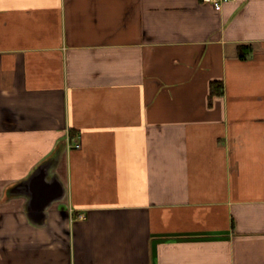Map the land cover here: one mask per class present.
I'll return each mask as SVG.
<instances>
[{
    "label": "crops",
    "instance_id": "0c3cea01",
    "mask_svg": "<svg viewBox=\"0 0 264 264\" xmlns=\"http://www.w3.org/2000/svg\"><path fill=\"white\" fill-rule=\"evenodd\" d=\"M0 264H264V0H0Z\"/></svg>",
    "mask_w": 264,
    "mask_h": 264
},
{
    "label": "built area",
    "instance_id": "2783aa9c",
    "mask_svg": "<svg viewBox=\"0 0 264 264\" xmlns=\"http://www.w3.org/2000/svg\"><path fill=\"white\" fill-rule=\"evenodd\" d=\"M203 3L209 4L211 6H213L217 11H221L224 4L228 3V2H234L237 0H202ZM85 216L84 215H79V219H84Z\"/></svg>",
    "mask_w": 264,
    "mask_h": 264
},
{
    "label": "trees",
    "instance_id": "16d2710c",
    "mask_svg": "<svg viewBox=\"0 0 264 264\" xmlns=\"http://www.w3.org/2000/svg\"><path fill=\"white\" fill-rule=\"evenodd\" d=\"M245 49H240V57L241 58H245V56H246V54H245V51H244ZM219 87H221L219 84H212V93L214 92V93H222V91L221 90H219Z\"/></svg>",
    "mask_w": 264,
    "mask_h": 264
},
{
    "label": "water",
    "instance_id": "95a60500",
    "mask_svg": "<svg viewBox=\"0 0 264 264\" xmlns=\"http://www.w3.org/2000/svg\"><path fill=\"white\" fill-rule=\"evenodd\" d=\"M42 167L38 168L37 171H39ZM37 173V172H36Z\"/></svg>",
    "mask_w": 264,
    "mask_h": 264
}]
</instances>
